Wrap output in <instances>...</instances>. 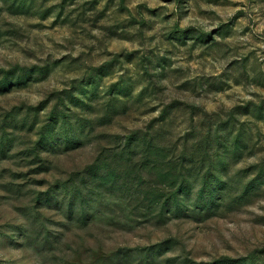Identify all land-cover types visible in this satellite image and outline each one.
I'll use <instances>...</instances> for the list:
<instances>
[{
    "label": "rangeland",
    "instance_id": "374dc122",
    "mask_svg": "<svg viewBox=\"0 0 264 264\" xmlns=\"http://www.w3.org/2000/svg\"><path fill=\"white\" fill-rule=\"evenodd\" d=\"M0 264H264V0H0Z\"/></svg>",
    "mask_w": 264,
    "mask_h": 264
}]
</instances>
